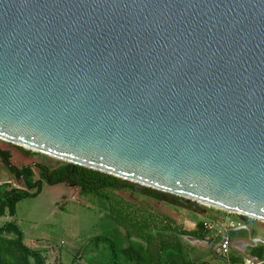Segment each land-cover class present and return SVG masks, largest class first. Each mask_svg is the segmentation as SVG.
<instances>
[{"label": "water", "instance_id": "95a60500", "mask_svg": "<svg viewBox=\"0 0 264 264\" xmlns=\"http://www.w3.org/2000/svg\"><path fill=\"white\" fill-rule=\"evenodd\" d=\"M0 141L264 224V0H0Z\"/></svg>", "mask_w": 264, "mask_h": 264}, {"label": "trees", "instance_id": "16d2710c", "mask_svg": "<svg viewBox=\"0 0 264 264\" xmlns=\"http://www.w3.org/2000/svg\"><path fill=\"white\" fill-rule=\"evenodd\" d=\"M0 163L21 185L20 188H9L0 184V217L12 218L15 205L23 199L38 195L43 183L49 186L70 185L82 196H91L105 202L108 217L116 226L112 231H120L119 237L92 238L96 244L102 243L107 249V264H199L189 257L191 249L183 242V238L202 241L207 233L202 222H197L194 230L184 231L170 218L151 216L144 209L132 208L130 204L111 196L115 191L133 190L134 184L66 163L53 169L38 163L17 167L10 163V155L6 151H0ZM141 194L159 202L164 197V202L171 206L198 213L192 202L185 203L177 197L148 188H143ZM43 247L46 249L44 253L31 249L14 223L8 221L0 225V264H45L47 253L51 254V264H62L57 247L48 243ZM263 252L264 248L258 246L250 251V256L261 261Z\"/></svg>", "mask_w": 264, "mask_h": 264}, {"label": "rangeland", "instance_id": "374dc122", "mask_svg": "<svg viewBox=\"0 0 264 264\" xmlns=\"http://www.w3.org/2000/svg\"><path fill=\"white\" fill-rule=\"evenodd\" d=\"M0 149L9 153L10 163L17 167L38 163L53 169L64 164L56 159L2 141H0ZM0 184L7 185L9 188L21 187L20 183L6 172L1 163ZM142 189L135 185L133 190L115 191L111 196L123 203L130 204L132 208L144 209L151 216L170 218L177 223L182 221L180 216H184V220L213 224V220L202 214L224 215L223 211L199 204H195L198 213L185 211L163 201H155L144 196L141 194ZM60 196H63V199L54 208L53 202ZM131 207L126 208L132 209ZM8 221L18 226L24 242L31 249L44 253L46 249L43 246L46 243L57 247L60 250L58 254L62 264H107V249L102 243L96 244L92 238L95 236H120L118 229L116 232L112 231L116 226L108 217L105 202L91 196H82L74 186L63 184L49 186L43 183L38 195L23 199L15 205L12 218L0 217V225ZM246 224L264 229V224L257 221L248 220ZM253 234L264 240V230H255L254 227ZM213 235L214 231H207L205 237L212 238ZM231 237L228 232V241L231 240ZM202 244L191 241V244L187 245L191 249L188 253L189 256L197 260L199 264H223V260L234 257V253L228 249L226 256L220 260L210 250L203 248ZM45 256L47 257L45 264H51V254L47 253ZM262 259H264V252ZM262 264H264L263 261Z\"/></svg>", "mask_w": 264, "mask_h": 264}, {"label": "crops", "instance_id": "0c3cea01", "mask_svg": "<svg viewBox=\"0 0 264 264\" xmlns=\"http://www.w3.org/2000/svg\"><path fill=\"white\" fill-rule=\"evenodd\" d=\"M63 199V196H60L59 198H57L54 202H53V207L55 208L57 206V204H59ZM204 217L206 218H209L210 220H213L214 223L219 221V220H224L225 218H230V219H235L234 216H226L225 214L224 215H216V214H202ZM182 217V221L181 222H174L175 225L179 226L182 230L184 231H192L194 230V226L197 222L193 221V220H184V216H180ZM174 221V220H173ZM250 221V220H249ZM253 221V220H252ZM205 223V222H202V224ZM213 223V224H214ZM248 226V225H246ZM222 232V231H221ZM230 232V235L232 236L231 237V240L229 241V249L232 253H234V257H231V258H227L225 260H223V262L225 263L226 261L228 263H237V262H242L243 260L245 259H248V257L251 255L250 254V251L255 249L256 247H258L259 245L255 246V247H250L252 246V244H249L250 242L249 241H242V240H235L233 239L235 234L238 233L239 231H236V232H232V231H228ZM228 232L225 233L226 235V238H227V235H228ZM255 238H260L259 236H255ZM212 239H215V240H221V233L218 234L217 232L214 231V235L213 237H204V239L202 241H197V240H194V239H190L189 237H184L183 238V242L186 243L187 245H190L191 244V241H193V243H203V242H206L208 240H212ZM235 242H238V243H235ZM232 244L235 245V247H232ZM247 246V247H245ZM245 247L244 251L241 252V249ZM219 254V252H218ZM190 257V256H189ZM191 258V257H190ZM237 259V261H234L232 262L231 259ZM261 261L264 262V259H262Z\"/></svg>", "mask_w": 264, "mask_h": 264}, {"label": "built area", "instance_id": "2783aa9c", "mask_svg": "<svg viewBox=\"0 0 264 264\" xmlns=\"http://www.w3.org/2000/svg\"><path fill=\"white\" fill-rule=\"evenodd\" d=\"M223 213L226 216H234L235 219L225 218L224 220H219V221L215 222L214 224L203 223L202 224L203 229L205 231H215L218 234H220L221 231H223L225 228H234L236 226L242 225V222L244 220H246V221L251 220L249 218L238 216V215H235L232 213H228V212H224V211H223ZM228 249H229V241L225 237L218 247L219 255L222 257H225L227 252H228ZM225 264H262V261H258L256 259H249L248 258V259L243 260L242 262H237V263H228L226 261Z\"/></svg>", "mask_w": 264, "mask_h": 264}, {"label": "flooded vegetation", "instance_id": "af4514ba", "mask_svg": "<svg viewBox=\"0 0 264 264\" xmlns=\"http://www.w3.org/2000/svg\"><path fill=\"white\" fill-rule=\"evenodd\" d=\"M0 151L3 152L5 150L0 149ZM162 200H163V202L166 201V199L164 197L162 198ZM242 225H247L246 224V220H244L242 222ZM249 227L251 229V236L252 237H255L256 236V235L253 234V228L254 227H255V230H264L262 227L259 228L256 225H254V227L253 226H249ZM233 239H235V240H242V241H248L247 232H245V231H239L238 233L235 234V236H234ZM219 242H220V240L212 239V240H208L206 242H203L202 246H203V248L208 249L210 251L212 250L213 247H216L217 246L216 249H215L214 255H215L216 258L218 257V259L223 260V257L218 254V244H219ZM249 244H251V243H249ZM223 264H225V263L223 262Z\"/></svg>", "mask_w": 264, "mask_h": 264}]
</instances>
